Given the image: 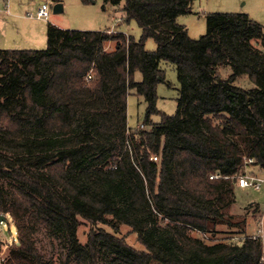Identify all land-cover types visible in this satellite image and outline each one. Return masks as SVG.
<instances>
[{
  "label": "trees",
  "instance_id": "16d2710c",
  "mask_svg": "<svg viewBox=\"0 0 264 264\" xmlns=\"http://www.w3.org/2000/svg\"><path fill=\"white\" fill-rule=\"evenodd\" d=\"M103 2H122L120 21L135 20L140 37L48 24L45 48H0V213L16 228L15 240L0 241V264H50L40 227L65 234L60 264L101 255L108 264H264V221L263 236L207 239L219 225L245 233L246 214L231 212L236 176L264 170V27L245 12H211L192 38L177 17L193 0ZM162 60L177 71L173 114L156 106ZM243 75L251 87L235 83ZM131 88L146 102L135 129ZM249 206L262 215L257 201ZM79 218L91 223L83 243ZM121 225L142 248L117 235Z\"/></svg>",
  "mask_w": 264,
  "mask_h": 264
},
{
  "label": "rangeland",
  "instance_id": "374dc122",
  "mask_svg": "<svg viewBox=\"0 0 264 264\" xmlns=\"http://www.w3.org/2000/svg\"><path fill=\"white\" fill-rule=\"evenodd\" d=\"M25 8L24 15L36 18V9L39 6H45L48 15L42 20L44 21V29L33 33L32 29L38 28L39 21L28 19H16L12 16L1 20L3 29L0 28V48L14 49H43L46 47L47 27L53 24L64 29H81V30H117L131 35L134 39H138L141 35V29L135 20L128 22L120 21V7L122 2L117 5L105 4L103 0H23ZM56 3L61 4L60 11H54L53 7ZM13 9V6L10 8ZM211 12H245L252 19L262 24L264 27V0H193L191 12L181 14L177 17V21L184 24L187 28L188 35L197 38L206 31V14ZM30 13V14H29ZM40 19V21H42ZM32 27V28H30ZM111 45L109 46V48ZM146 50H154L156 43L153 38H147L144 42ZM159 66L164 69L165 81L157 84V108L166 114H173L176 111V98L179 91V83L177 80V71L174 64L160 61ZM230 67L221 68L223 76L230 73ZM135 80L141 79V73L136 71ZM237 84L243 87H251L252 82L246 75L236 80ZM146 102L141 95H137L134 89H129L126 96V123L127 127L135 129L141 126L144 119ZM153 122L160 119V114H154L151 117ZM157 160V159H156ZM264 177V170L258 172ZM236 201L231 207L234 214H246L245 233L240 234L238 227H227L219 225L218 231L214 235H207L209 241L225 240L231 242H239L244 235L256 234L260 227L261 216L259 213L252 215V207L249 206L251 201H257L259 207L264 209V187L254 189L251 187H236ZM263 212V211H262ZM259 216V217H258ZM5 219L0 222V241L7 244L16 239V228L9 214H4ZM109 231L112 229L105 224L97 223ZM91 227V223L79 218L77 226V236L81 243L86 240V233ZM118 236L131 246L142 248L143 246L137 240V234L131 231L127 225H121L117 232ZM35 241L38 249L44 258L50 264H60L65 260L68 250V242L63 233H50L46 228L40 227L35 232ZM5 255V245L0 252V256ZM69 264H72L70 261ZM99 264H108L106 255L99 257Z\"/></svg>",
  "mask_w": 264,
  "mask_h": 264
},
{
  "label": "built area",
  "instance_id": "2783aa9c",
  "mask_svg": "<svg viewBox=\"0 0 264 264\" xmlns=\"http://www.w3.org/2000/svg\"><path fill=\"white\" fill-rule=\"evenodd\" d=\"M48 15V11L45 6H40L36 9L35 16L37 18H44ZM153 159H157L156 156H152ZM252 161L251 158L245 159V162L250 163ZM217 175H210V177H216ZM237 183L239 187H251L254 189H260L264 187V177L251 175L248 172L239 173L236 176ZM260 227L257 229L256 234L253 235H261L263 236V221H264V209L261 215Z\"/></svg>",
  "mask_w": 264,
  "mask_h": 264
},
{
  "label": "crops",
  "instance_id": "0c3cea01",
  "mask_svg": "<svg viewBox=\"0 0 264 264\" xmlns=\"http://www.w3.org/2000/svg\"><path fill=\"white\" fill-rule=\"evenodd\" d=\"M13 6V9H10ZM40 7V6H39ZM25 8H29V6L25 7V4L23 3V0H0V28L3 29V26L1 25V20L4 18H7L8 15L12 16L16 19H28V20H37L39 21L38 23V28L37 31L32 29L33 33L38 32L41 29V33L42 30L44 29V21L42 20V18H31V17H27L24 15L23 10H25ZM30 14V13H29ZM40 19L42 21H40ZM32 28V27H30Z\"/></svg>",
  "mask_w": 264,
  "mask_h": 264
},
{
  "label": "water",
  "instance_id": "95a60500",
  "mask_svg": "<svg viewBox=\"0 0 264 264\" xmlns=\"http://www.w3.org/2000/svg\"><path fill=\"white\" fill-rule=\"evenodd\" d=\"M62 8H61V4H59V3H56L55 5H54V7H53V10L54 11H60ZM5 219V217H4V214H2V213H0V222L2 221V220H4Z\"/></svg>",
  "mask_w": 264,
  "mask_h": 264
}]
</instances>
